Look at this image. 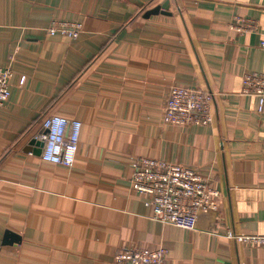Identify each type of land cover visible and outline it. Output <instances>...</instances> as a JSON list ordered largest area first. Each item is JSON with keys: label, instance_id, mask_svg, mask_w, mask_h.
<instances>
[{"label": "crops", "instance_id": "0c3cea01", "mask_svg": "<svg viewBox=\"0 0 264 264\" xmlns=\"http://www.w3.org/2000/svg\"><path fill=\"white\" fill-rule=\"evenodd\" d=\"M164 1L170 15L143 18ZM53 22L81 32L47 35ZM262 40L264 0H0V66L12 71L0 264H111L125 248H163L168 264H264V245L235 239L264 237V106L240 93L244 75L264 74ZM171 86L211 94V124L164 125ZM57 114L82 125L69 169L29 145ZM141 158L204 175L220 193L217 218L196 231L153 220L130 185ZM5 231L20 241L3 245Z\"/></svg>", "mask_w": 264, "mask_h": 264}, {"label": "built area", "instance_id": "2783aa9c", "mask_svg": "<svg viewBox=\"0 0 264 264\" xmlns=\"http://www.w3.org/2000/svg\"><path fill=\"white\" fill-rule=\"evenodd\" d=\"M238 21L233 25L237 31L245 29L252 31L255 27L250 21ZM241 24V26H240ZM234 28V29H235ZM81 32V25L65 22H53L46 34L61 35L76 39ZM264 50V40L260 42ZM12 77L10 66H0V108L8 101L9 81ZM240 93L256 97L259 101L258 111L262 112L264 106V74L250 73L242 78ZM212 95L193 87L171 86L164 101L162 123L175 127L201 126L211 124ZM56 115L42 118L40 132L35 137L42 143L40 160L44 163L72 168L78 151L82 125L79 121L68 120L65 132L57 143L62 150L58 154L59 160L55 163L46 160L50 128L48 122ZM78 124L79 127H75ZM70 145L76 146V152L71 157L67 154ZM132 190L144 198V206L152 211L153 220L170 225L185 231H196L199 222L210 217L217 218L219 212L220 193L208 179L200 172L169 162L141 158L132 163L130 178ZM212 233V232H211ZM215 234V233H212ZM226 237H234L227 230ZM235 239L248 246H263L264 237L256 235H242ZM111 264H168L167 252L163 248L153 250L125 248L114 256Z\"/></svg>", "mask_w": 264, "mask_h": 264}, {"label": "clouds", "instance_id": "9594fccd", "mask_svg": "<svg viewBox=\"0 0 264 264\" xmlns=\"http://www.w3.org/2000/svg\"><path fill=\"white\" fill-rule=\"evenodd\" d=\"M67 123L68 121L63 117L62 114H57L48 122V127L50 128V139L47 145V151L44 153V158L46 160H49L53 163L59 160L58 154L61 152L63 146L57 143V141L60 140L61 135L65 132V126L67 125ZM75 127L78 128L79 125L76 124ZM75 152V145L68 146L67 154L69 157V162Z\"/></svg>", "mask_w": 264, "mask_h": 264}, {"label": "water", "instance_id": "95a60500", "mask_svg": "<svg viewBox=\"0 0 264 264\" xmlns=\"http://www.w3.org/2000/svg\"><path fill=\"white\" fill-rule=\"evenodd\" d=\"M157 14L170 15V13H168V1H164L160 5H157L154 8L145 11L143 18H149L150 16L157 15ZM29 145H35L38 148L37 151H35V153H38V152L40 153V148L42 146V143L40 141L34 138L29 142ZM19 241H20V237L18 235L10 231L4 232L3 239H2L3 245H10L12 243H18Z\"/></svg>", "mask_w": 264, "mask_h": 264}]
</instances>
